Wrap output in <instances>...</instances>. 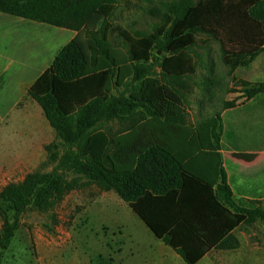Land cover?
<instances>
[{
  "label": "trees",
  "instance_id": "obj_1",
  "mask_svg": "<svg viewBox=\"0 0 264 264\" xmlns=\"http://www.w3.org/2000/svg\"><path fill=\"white\" fill-rule=\"evenodd\" d=\"M118 3L0 0L1 14L77 32L28 91L56 132L45 147L55 166L1 191L0 264L29 207L50 206L77 188L64 171L115 192L185 264L235 251L237 229L264 225L262 202L237 197L229 183L221 117L190 125L183 94L196 72L197 36L219 44L231 72L264 53V0H175L163 6L154 33L119 29L125 43L114 46L108 22ZM241 83L248 99L264 93V82ZM116 121L129 122L119 139L103 128Z\"/></svg>",
  "mask_w": 264,
  "mask_h": 264
},
{
  "label": "rangeland",
  "instance_id": "obj_2",
  "mask_svg": "<svg viewBox=\"0 0 264 264\" xmlns=\"http://www.w3.org/2000/svg\"><path fill=\"white\" fill-rule=\"evenodd\" d=\"M174 1L119 0L108 22L111 43L114 46L125 43L119 29L132 37L154 33L164 16L163 6ZM196 41L192 50L196 72L183 88L188 123L198 126L220 116L224 126L222 150L226 169H243L244 155H240L235 166L229 153L230 142L246 129L247 113L235 108L248 100L242 81L264 82V53L248 67L231 72L223 63L219 44L213 38L199 35ZM230 103L235 106L228 108ZM232 121L238 124L237 128L229 127ZM36 140L29 135L22 137L18 129L0 130V193L34 172L52 171L55 165L47 163L45 145ZM240 146L237 142V148ZM60 175L77 188L65 194L61 201L50 199V206H31L24 212L2 264H185L115 194L104 192L70 171ZM2 225L0 212V232ZM237 237L240 241L237 250L214 252L200 264H264V225L244 226L237 231Z\"/></svg>",
  "mask_w": 264,
  "mask_h": 264
},
{
  "label": "crops",
  "instance_id": "obj_3",
  "mask_svg": "<svg viewBox=\"0 0 264 264\" xmlns=\"http://www.w3.org/2000/svg\"><path fill=\"white\" fill-rule=\"evenodd\" d=\"M8 16L0 13V130L18 129L22 137L29 135L46 147L56 140V132L28 91L77 32L62 28L46 29L39 25L42 23ZM25 20L31 23H25ZM241 109L247 113L244 119L246 129L244 134H236L234 141L230 142L232 151L229 153L233 165L238 166L237 159L241 154L246 163L243 169H226L228 180L237 197L245 194L248 199L261 201L264 208V93L235 108ZM127 123L116 121L103 125V128L112 129L119 139L127 134L121 131ZM229 127L234 129L238 124L232 121ZM237 142L242 148H237ZM221 153L226 168L224 151ZM110 192L120 198L115 192ZM242 227L234 234L237 235ZM214 252L220 251L210 252L202 261Z\"/></svg>",
  "mask_w": 264,
  "mask_h": 264
}]
</instances>
